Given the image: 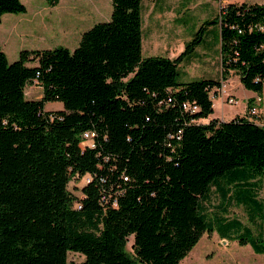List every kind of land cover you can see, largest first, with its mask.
Returning <instances> with one entry per match:
<instances>
[{
  "label": "trees",
  "instance_id": "obj_1",
  "mask_svg": "<svg viewBox=\"0 0 264 264\" xmlns=\"http://www.w3.org/2000/svg\"><path fill=\"white\" fill-rule=\"evenodd\" d=\"M23 1L0 0V22L26 12ZM112 3L111 19L74 50H22L10 62L0 46V264H69L71 252L84 255L79 264H179L230 206H244L251 222L258 209L264 216L255 99L243 116L203 122L214 113L212 93L232 75L262 97L264 3L222 6L174 59L143 57L142 0ZM209 27L218 28L221 78L182 81L180 64ZM35 82L41 99L26 95ZM48 102L63 109L46 110ZM86 131L94 146L84 144ZM86 176L76 197L69 184ZM222 178L233 187L211 216ZM225 222L222 239L264 255L263 229Z\"/></svg>",
  "mask_w": 264,
  "mask_h": 264
},
{
  "label": "crops",
  "instance_id": "obj_2",
  "mask_svg": "<svg viewBox=\"0 0 264 264\" xmlns=\"http://www.w3.org/2000/svg\"><path fill=\"white\" fill-rule=\"evenodd\" d=\"M58 5H55V7ZM105 6H107L106 11L104 10ZM97 12L103 15L106 12V15L111 19L113 12L112 0H102V4L98 6ZM71 13L73 12L71 11ZM25 14L29 15H25L26 17L23 18H17L11 15V13H6L2 17L0 22V46L7 55L8 50H17L20 55L22 50L52 49L50 46H47L50 45V41L52 43L55 41L64 43L60 44V46L65 45V47L74 50L79 45L82 34L87 31L82 32V29L80 30L81 32L79 30L77 31L74 25L66 23V20L59 22L58 17L53 15L45 6L31 12L27 7ZM211 15V0H142L143 57L165 56L171 59L177 58L185 50L186 44L192 40L193 35H195V32L202 23L216 16ZM85 18L87 20L89 17ZM194 18L198 19L196 23L193 22ZM80 21L85 20L80 19ZM57 30L61 34L63 33L62 37L56 40L54 36L52 39L43 43L47 39L46 34L48 32L52 31L55 33ZM217 32L218 28L211 29L209 27L202 43L196 47L192 54L184 58L180 64L181 69L184 68V75H190L192 78L182 79V81H190L196 77L198 79L211 78V42L216 37ZM206 41H208L207 48L202 47ZM70 43L73 46H68ZM187 67L195 68V72L193 74L189 73ZM34 84L38 83L35 82ZM241 86L243 85L241 84ZM38 87L42 89L40 85ZM232 92L236 98L235 91ZM256 97H258L256 92L251 90L246 92L247 102L244 105L243 111L238 113L234 112L232 108H228L227 106L229 104H226L222 97L216 99L221 108V112L217 113V105L213 99L214 113L209 119H204L203 122H208L212 118H217L220 121H228L226 117L228 114H230L228 118L230 120L236 116H243L247 112L249 99H255ZM261 98L262 101L259 106L263 118L258 123L264 125V92ZM48 103L45 105L46 110L63 109L61 105H57L56 107L58 108L56 109L49 108ZM211 236H216L219 242H229L226 239H222L219 234L205 233L191 252L179 264H211V246L208 243H204L205 238L211 241Z\"/></svg>",
  "mask_w": 264,
  "mask_h": 264
},
{
  "label": "rangeland",
  "instance_id": "obj_3",
  "mask_svg": "<svg viewBox=\"0 0 264 264\" xmlns=\"http://www.w3.org/2000/svg\"><path fill=\"white\" fill-rule=\"evenodd\" d=\"M243 1L247 2H260L264 3V0H211V16L217 15L220 12V9L222 6L228 4L229 2H237L242 3ZM25 5L29 8V11H33L36 9H40L42 6L47 7L49 11L53 13V15L58 17L59 22H62L63 20H66V23H70L74 25V28L78 31H85L90 29L92 26H94L96 23L99 22H107L110 20V17L105 14H99L97 12L98 6L102 4V0H60L59 5L55 7L52 4L49 3L48 0H24L23 1ZM106 5V4H105ZM107 6L104 7V10L106 11ZM204 10V9H203ZM71 11L73 13H71ZM93 13V14H92ZM11 15H14L17 18H23L26 17L24 13H11ZM85 17H89L87 20ZM80 19L85 21H80ZM198 19L194 18L193 22H197ZM198 30V29H197ZM80 31V32H81ZM196 33V32H195ZM63 34V33H62ZM62 34L58 32V30L53 33L48 32L46 34V41L52 39L54 36L56 37V40H58L59 37H62ZM194 38V35L192 39ZM208 41L203 43L202 47H206ZM50 48H56L60 46V44L64 43H58V41H55L52 43L50 41L49 43ZM73 44V43H72ZM65 46V45H62ZM68 46H73L71 43ZM37 48V47H36ZM35 48V49H36ZM207 48V47H206ZM29 49V48H26ZM30 50V49H29ZM184 52V51H183ZM182 52V53H183ZM211 78L220 79L221 78V63H220V52H219V44L216 39V37L213 38V41L211 42ZM20 57L17 50H8V58L10 62H14L18 60ZM29 65H33V63H29ZM188 68V67H187ZM181 79H189L192 78L190 75H184V68L181 69ZM189 73L193 74L195 72V68H188ZM194 79H198L197 77ZM225 92H224V98L227 97V95L233 96V92L235 91L236 98L235 103L233 105H228L227 107L232 108L234 112H241L244 109V105L247 102L246 98V92H249L246 88L241 86V82L238 76L232 75L225 83ZM36 92H34V91ZM219 94H223V91H215L212 93V98L214 99L217 107L216 112L220 113L221 108L219 106V103L216 101L217 98H219ZM26 95L29 99H38L42 97V89L38 87V84H30L27 86ZM57 105L63 106L62 102H52L48 103L49 108H58ZM229 110V109H228ZM246 113H244L245 115ZM230 116V114L226 115L227 120ZM87 177L79 178V179H73L69 184V190L75 195L76 197H83V191L82 188L87 183ZM221 185L222 187H219L218 191L216 192L217 195L213 193V202L211 201V216H213L214 209L218 210V205L220 201H222L224 204L227 198L224 193L223 189L227 187H233V184L229 185L228 181L225 178L221 179ZM259 199L264 201V182L263 186L259 193ZM230 209L226 212V210H223V217H226L225 220H231L233 218L239 219L243 224L248 226L254 234H258L260 229H263L264 231V216L263 214L259 213V209L257 212V221L251 222L249 219V214L244 208V206H238V205H232L229 207ZM215 210V211H216ZM218 219V220H217ZM211 220L214 222V226L217 229L215 235H218V230H223L221 228L222 225H224L225 220L220 219L219 217L214 218L211 217ZM245 225L242 227H245ZM236 227H231V230H235ZM232 232V231H231ZM230 232V233H231ZM229 233V234H230ZM133 237L130 238L129 243L127 245V248L129 251H132V244H133ZM204 243H208L209 246H211V264H264V255L263 254H257L254 252L252 246L250 244L248 245H241L238 241H229V242H219V239H216L215 237L211 236V241L205 238ZM84 255L76 252L69 253V264H79L84 260Z\"/></svg>",
  "mask_w": 264,
  "mask_h": 264
},
{
  "label": "built area",
  "instance_id": "obj_4",
  "mask_svg": "<svg viewBox=\"0 0 264 264\" xmlns=\"http://www.w3.org/2000/svg\"><path fill=\"white\" fill-rule=\"evenodd\" d=\"M224 87H225V84H223L222 87L219 88V90L221 91V93L223 91V94H219L217 96L222 97V98L224 97V92H225ZM223 101L226 104H229V105H233L236 102L235 99H234V97H231L230 95H227V97L224 98ZM261 101H262V98L260 96H258V97L255 98V104L251 108V111H250V113L252 115H256V114H259L260 113V106H259V104L261 103ZM195 110H197V107L196 106L193 107V111H195ZM94 137H95V133L94 132H92V131H86L83 134L84 144L85 145H88V146H94ZM86 180L88 182L90 180V177L88 176Z\"/></svg>",
  "mask_w": 264,
  "mask_h": 264
}]
</instances>
